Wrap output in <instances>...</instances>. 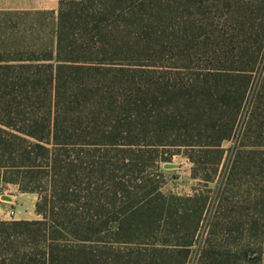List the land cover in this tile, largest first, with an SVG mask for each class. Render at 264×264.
<instances>
[{"label": "rangeland", "instance_id": "1", "mask_svg": "<svg viewBox=\"0 0 264 264\" xmlns=\"http://www.w3.org/2000/svg\"><path fill=\"white\" fill-rule=\"evenodd\" d=\"M68 1L66 10L90 6L92 25H97L92 34L100 48L92 57L99 63L90 72L91 86L117 90L120 83L112 87L109 82L115 70L127 79L123 91H133L137 99L125 110H107L102 117L97 113L102 132L113 124L118 127L109 131L126 127L124 119L134 113L140 122L137 139L154 142V116L178 105L175 114L184 110L189 139L206 142L224 134L230 138L221 142V163L216 164V154L202 153L204 164L198 170L219 173L217 181L207 185L192 177L195 165L186 154L193 153L189 149H143L137 155L138 164L145 166L143 177L162 183L161 195L154 184L134 193L135 203H146L153 216L149 231L136 230L129 237L104 232L86 241L81 251L72 236L65 237L62 246L67 249L55 253L54 264H264V0ZM58 7L59 0H49L48 10L33 12L30 19L16 14L9 22L0 21V60L36 62L51 56L49 62L55 63ZM79 30L69 29L72 38ZM74 73L79 79L85 76ZM160 153L170 158L156 165ZM110 154L114 157L115 152ZM106 161L122 164L116 158ZM107 174L92 177V186L102 185L97 196L104 206L101 210L95 205L92 212L103 217L127 205L126 212H132L135 204L129 200L123 207L109 203L113 183ZM199 190L210 198L197 222L193 204L182 197ZM145 193L147 198L142 197ZM37 198L17 185H3L0 264H45L49 257L35 245L38 238L10 224L42 219L36 212Z\"/></svg>", "mask_w": 264, "mask_h": 264}, {"label": "trees", "instance_id": "2", "mask_svg": "<svg viewBox=\"0 0 264 264\" xmlns=\"http://www.w3.org/2000/svg\"><path fill=\"white\" fill-rule=\"evenodd\" d=\"M66 1L59 0L55 63L49 62L53 59L51 56L36 62L0 60V192L4 184H14L21 191L38 195L36 212L42 219L15 220L10 224L21 225L28 236L38 238L35 245L43 248L45 256L49 255L45 257V264L57 262L55 253L67 249L66 245L62 246V240L68 236L78 242L81 251L86 241L97 240L104 232L129 237L136 230L149 231L153 216L146 209L149 207L146 203H135L138 197L134 193L150 190L148 187L154 184L155 191L161 195L162 183L143 177L145 166L139 165L137 159L143 149L148 147L153 152L166 145L189 149L193 153L186 154L195 165L192 177L207 185L215 183L219 173L217 169L198 170L204 164L202 153L216 154V164L221 163L225 158L221 142L230 138V134H224L206 142L189 139L184 110L180 109V115L175 114L178 105H170L173 110L158 111L154 116V125L158 128L154 131L157 138L154 142L137 139L140 122H136L137 116L132 112L133 116L124 119L126 127L109 131L118 127L113 124L102 132L95 119L97 113L102 117L107 110H125L137 99L133 91H123L126 89L123 79H127L114 73L115 70L109 82L112 87L120 83V88L103 92L91 86L90 72L98 67L94 64L99 63L93 61L92 56L98 46L100 48L92 34L97 27L92 25L95 18L90 6L66 10ZM80 1L83 0L68 2ZM73 26L80 30L72 38L69 29ZM75 71L85 76L79 79L74 76ZM191 84L188 86L192 87ZM189 91L187 94L191 95ZM216 127L214 123L212 130L216 131ZM111 151L115 152L114 157ZM108 158H116L122 164L109 163ZM169 158L160 153L156 165ZM117 171L122 172V176H118ZM106 173L113 183L109 203L123 207L127 200L134 202L135 209L128 212L131 214L126 212L128 205L113 214L106 211L103 217L92 212L95 205L104 209L102 198L97 196L102 185L92 186V177ZM219 192V188L214 190L216 195ZM147 195L142 197L147 198ZM182 198L193 204L192 216H197L198 222L209 195L199 190ZM140 216L143 220L147 218L146 223L139 221Z\"/></svg>", "mask_w": 264, "mask_h": 264}, {"label": "crops", "instance_id": "3", "mask_svg": "<svg viewBox=\"0 0 264 264\" xmlns=\"http://www.w3.org/2000/svg\"><path fill=\"white\" fill-rule=\"evenodd\" d=\"M49 8V0H0V21L9 22L10 16L26 15L31 17L32 13L46 11Z\"/></svg>", "mask_w": 264, "mask_h": 264}]
</instances>
